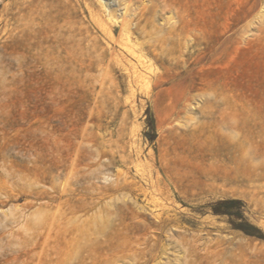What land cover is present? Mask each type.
I'll return each instance as SVG.
<instances>
[{"label": "rangeland", "instance_id": "rangeland-1", "mask_svg": "<svg viewBox=\"0 0 264 264\" xmlns=\"http://www.w3.org/2000/svg\"><path fill=\"white\" fill-rule=\"evenodd\" d=\"M104 1L115 5V0ZM171 1L179 8V12L176 9L171 14L176 17L172 22L184 16L196 38L188 64H185L187 56L182 46L176 53L180 67L174 79L161 88L150 90L133 86L134 78L130 77L133 69L124 62L113 66L111 76L106 78L109 81L107 89L94 91L83 86L17 89L15 65L2 63V60L3 57L8 59L10 54L16 56L18 0H0V119L14 128V124L23 122L24 118L33 121L41 118L64 151L81 161L79 169L86 172L87 177L92 170L86 165L94 164L96 187L113 185L120 173L127 175L130 182L136 179L140 184L145 183L142 175L146 178L154 175V181L161 178L165 192L153 195L180 212L179 218L190 229L186 233L189 240L200 239L199 244H203L221 237L230 241L229 249L212 259V264H264V168L256 174H251L246 166L232 169L228 165L226 168L218 162L224 156L212 154L222 149L219 144L223 139L251 138L253 143L247 149L256 153V162L264 161V0ZM34 2L53 14L74 16L80 21L85 28L84 53L89 63L88 55L92 51L89 40L99 34L88 12L82 9L84 2ZM169 17L170 14L160 15L157 24L165 25L164 20ZM99 41L100 51L108 48V41L102 37ZM150 58L156 73L169 78L168 65ZM92 76L102 77L94 70L84 79L93 81ZM110 78L117 87L109 85ZM28 108L29 113L23 114ZM237 125L239 130H236ZM10 127L8 137L13 138L15 131ZM0 132L1 144L5 140ZM166 164L176 174L173 183L168 181L163 168ZM235 175L238 180L233 179ZM249 176L254 183L249 182ZM50 187L48 183L46 188ZM130 195L123 192L107 197L94 210L96 213L91 214L105 216L104 208L108 203ZM33 202L36 205L32 209L26 208L28 201L25 199L0 208V264H23L28 258L26 254L19 258L23 250L35 249L34 241L31 246L22 241L34 232L28 225L42 215L57 211L47 209L44 214L39 212V216L38 209L47 201ZM21 216L28 222L25 219L21 222ZM184 216L195 219L196 223ZM10 218H15L14 224ZM203 226L206 232L202 233ZM172 238L176 242L181 240L177 235ZM167 244L173 245V242L167 241ZM237 245H244L243 249H237ZM187 247L174 245L165 251L160 249L157 253L160 259L151 260L149 264H209L206 250L196 249L201 257L198 258L197 253H191L195 249ZM42 249L39 247L32 253L35 255L31 256L33 260L29 258L30 263L40 261L38 257L45 250Z\"/></svg>", "mask_w": 264, "mask_h": 264}, {"label": "bare ground", "instance_id": "bare-ground-1", "mask_svg": "<svg viewBox=\"0 0 264 264\" xmlns=\"http://www.w3.org/2000/svg\"><path fill=\"white\" fill-rule=\"evenodd\" d=\"M81 1L85 4L82 9L88 12L99 34L89 40L92 45V51L88 55L89 63L86 62V52L84 53L85 28L77 18L53 14L35 4L37 1L34 0H18L14 38L16 56L10 54L8 59L3 57L2 60V63L10 62L9 64L15 65L18 73L15 83L17 89L45 90L75 86L92 88L94 91L98 88L107 89L109 81L106 78L111 76L113 66L128 62L133 69V76H130L134 78L133 86L151 90L161 88L174 79L173 76L180 67V60L176 55L178 48L184 47L185 51L182 52H185V64H188L196 38L184 16H180L179 21L172 22L176 18L171 16L177 9L175 2L115 0L114 5L104 0H77V3L80 4ZM163 14H170V17L164 20L165 25L159 26L157 21ZM100 37L108 41V48H101V51ZM150 57L168 65L169 78L156 73ZM94 70L103 78L92 76L93 81L84 79V76H90ZM109 85L118 86L114 80ZM29 111V108L25 109L23 114ZM24 119L23 122H16L14 128L5 119H0V131L5 140L0 144V208L25 199L28 201L26 208L29 209L34 207L33 201H47L40 206L38 212L35 210L38 215L47 209L49 212L54 209L57 211L53 215H39L41 217L38 216L36 222L29 219L31 225L28 227H33L34 232L28 238L21 237L27 246H31L34 241L35 249L23 250L19 258L22 254L28 256L23 264L34 263H30L29 258L35 255L32 253L39 247L45 250L38 257L40 261L34 264H149L151 260L160 259L157 254L160 249L165 251L174 245L178 248L188 246L186 249H195L191 253H197L196 249L206 250L208 263L212 264V259L220 257L224 249H229L230 241L220 239L221 237L215 242L210 240L202 242L203 244H199L200 239L191 241L186 237L190 229L179 218L180 212L154 197L165 192L161 178L154 181V175L149 178L142 175L145 183L140 184L136 179L130 182L127 175L120 173L113 185L96 187L93 183L96 178L94 164L86 165L92 170L87 177L86 172L79 169L81 161L64 151L58 139L46 128V122H41V118L34 121ZM9 127L15 131L13 138H10L11 135L8 137ZM236 130H239L238 125ZM252 143L251 138H226L219 144L222 149L215 150L212 154L223 155L224 158L218 162L226 168L228 165L232 169L246 166L251 174H256L259 169L264 168V161L256 162V153L247 149ZM163 166L168 181L173 183V176L176 174L167 164ZM237 176L232 178L238 180ZM249 177V182L254 183L253 177ZM48 183L51 184L50 189L46 188ZM150 188L153 189L151 192ZM123 192L131 194L130 197L114 199L108 206L105 204V216L102 213L99 217L92 215L103 199ZM17 210L19 212L20 209ZM10 213L12 215L11 211ZM20 213L23 214V211ZM7 216L6 220L9 219ZM19 216L20 214L17 217ZM184 218L196 223L193 218ZM23 219L26 220L24 217L20 219L21 222ZM18 220L17 218L16 221ZM203 232H206L204 226ZM207 233L210 234L208 231ZM175 235L181 238L180 242L173 240ZM167 241H172L173 245H168ZM243 246L237 245V249H243ZM195 256L201 258L198 253Z\"/></svg>", "mask_w": 264, "mask_h": 264}]
</instances>
